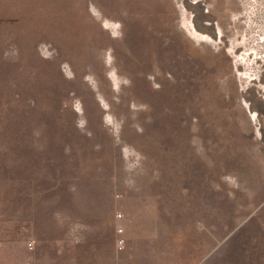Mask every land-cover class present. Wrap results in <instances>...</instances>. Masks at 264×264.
Instances as JSON below:
<instances>
[{"label":"rangeland","instance_id":"1","mask_svg":"<svg viewBox=\"0 0 264 264\" xmlns=\"http://www.w3.org/2000/svg\"><path fill=\"white\" fill-rule=\"evenodd\" d=\"M0 264H264V0H0Z\"/></svg>","mask_w":264,"mask_h":264},{"label":"bare ground","instance_id":"2","mask_svg":"<svg viewBox=\"0 0 264 264\" xmlns=\"http://www.w3.org/2000/svg\"><path fill=\"white\" fill-rule=\"evenodd\" d=\"M76 5H79L80 6V8H81V5L80 4H76ZM80 8H78V9H80ZM188 25H189V27H190V29H191V31H194V32H196V29H195V27H194V25H193V22H191L190 20H188ZM113 75H115V74H113ZM116 77V76H115Z\"/></svg>","mask_w":264,"mask_h":264},{"label":"built area","instance_id":"3","mask_svg":"<svg viewBox=\"0 0 264 264\" xmlns=\"http://www.w3.org/2000/svg\"><path fill=\"white\" fill-rule=\"evenodd\" d=\"M119 242L122 243V239H119Z\"/></svg>","mask_w":264,"mask_h":264}]
</instances>
